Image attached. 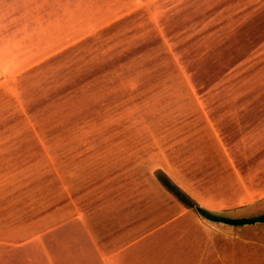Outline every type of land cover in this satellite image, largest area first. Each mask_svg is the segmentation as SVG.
Segmentation results:
<instances>
[{
  "label": "crops",
  "instance_id": "0c3cea01",
  "mask_svg": "<svg viewBox=\"0 0 264 264\" xmlns=\"http://www.w3.org/2000/svg\"><path fill=\"white\" fill-rule=\"evenodd\" d=\"M21 2L42 8L44 3L0 0V264H236L241 252L235 245H264V223L204 219L160 181L165 176L196 205L221 217L243 210L255 215L229 219L264 215L256 210H264V119H255L264 118V110L176 114L184 120L170 125L168 146L124 139L50 141L48 130L34 125L40 114L23 110L15 93L14 84L45 53L35 52L27 25L43 17L17 9ZM134 3L57 5L66 12L64 21L78 22L82 6ZM47 20L64 22L55 14ZM75 30L64 32L63 44L80 43L81 31ZM173 127L179 130L175 145ZM225 241H231L230 253Z\"/></svg>",
  "mask_w": 264,
  "mask_h": 264
},
{
  "label": "rangeland",
  "instance_id": "374dc122",
  "mask_svg": "<svg viewBox=\"0 0 264 264\" xmlns=\"http://www.w3.org/2000/svg\"><path fill=\"white\" fill-rule=\"evenodd\" d=\"M42 1L43 8L27 2L16 6L43 17V22L27 25L35 52L45 53L41 63L14 86L22 109L40 114L33 118L34 125L46 128L50 141L124 139L168 146L170 125L184 120L176 114L201 108L220 115L236 109L264 110V0H136L126 5L82 6L78 22L63 20L66 12L57 5L61 0ZM53 14L64 22L46 21ZM110 26L115 29L110 37L115 43L106 49L110 57L94 69L86 64L97 49L82 54L84 48L77 47L74 56L72 45L63 44L67 39L64 32L74 28L81 31V43L90 37L87 35ZM62 53L74 56L69 60L76 58L72 65L61 66L62 61H56ZM99 54L105 53L101 50ZM30 59L24 62L30 63ZM84 118L91 122L82 124ZM178 131L173 127L174 145ZM256 210L258 215L264 213ZM247 215L255 214L243 210L224 217ZM241 232L243 236L245 231ZM230 243L225 241L226 253L232 251ZM234 247L241 252L236 264H264V245L240 243ZM253 253L261 260H255Z\"/></svg>",
  "mask_w": 264,
  "mask_h": 264
},
{
  "label": "trees",
  "instance_id": "16d2710c",
  "mask_svg": "<svg viewBox=\"0 0 264 264\" xmlns=\"http://www.w3.org/2000/svg\"><path fill=\"white\" fill-rule=\"evenodd\" d=\"M127 20H130V19L127 18ZM127 20H124L123 22H128ZM114 30L115 29L111 26L108 28H104V29L98 31L95 35L88 37L86 40H84L80 44L78 43L75 46L70 47V49H71V51H74V56L76 55L77 47H79V50L81 48L82 49L84 48V50L82 51V54L86 53L87 51L89 53V51H91L93 49H97V53H95L96 56L94 55L95 56L94 59L92 61H90L88 64H86V66L91 65L92 68L94 69L100 64V61H102V60L107 61L109 59L110 53L109 52L106 53V49L109 50V48H111L115 43V41H112L110 39V37L113 36L111 34H115ZM120 39H121V37H118V40H120ZM102 42H104L102 47H98ZM130 45L131 44H127V46H130ZM101 50L105 54H103V55L99 54V52ZM64 53H62L61 56H59L61 59L56 60V61H62L61 66L62 65H72V62L75 61L76 58L69 60V58H73L74 56L67 55L66 57H64ZM79 57H81V56H79ZM87 57H89V55L86 56V58ZM51 64L55 65V64H59V63L53 62ZM103 73H106V71ZM103 73H100V74H103ZM57 77L59 78L58 75H57ZM107 77H105V78H107ZM102 78H104V76H102ZM85 82H82L81 84H83ZM90 84L91 83L88 84L87 88L91 86ZM76 86L78 87V85H76ZM84 89H86V88H84ZM90 122H91L90 118H84V123H82V124H88ZM160 181L163 183V185L166 187V189L168 191H170L172 194H174L176 196V198L178 199V201L180 203H182L187 208L194 209L204 219H207V220L213 221V222H221V223H225V224H229V225H235V226L255 224V223H264V215L254 217V218H241V219H229V218H225V217L215 215V214L201 208L200 206L196 205L190 197H188L183 191H181L177 186H175L172 182H170L165 176H161Z\"/></svg>",
  "mask_w": 264,
  "mask_h": 264
}]
</instances>
